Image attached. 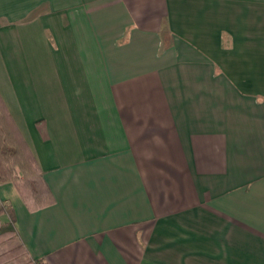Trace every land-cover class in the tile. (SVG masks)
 <instances>
[{
    "label": "crops",
    "instance_id": "0c3cea01",
    "mask_svg": "<svg viewBox=\"0 0 264 264\" xmlns=\"http://www.w3.org/2000/svg\"><path fill=\"white\" fill-rule=\"evenodd\" d=\"M0 97L31 258L264 264V0H0Z\"/></svg>",
    "mask_w": 264,
    "mask_h": 264
},
{
    "label": "trees",
    "instance_id": "16d2710c",
    "mask_svg": "<svg viewBox=\"0 0 264 264\" xmlns=\"http://www.w3.org/2000/svg\"><path fill=\"white\" fill-rule=\"evenodd\" d=\"M11 182L25 189L27 202L43 207L52 198L42 185V172L0 97V184ZM3 216L5 219H3ZM0 264H44L33 259L15 228L14 212L0 203Z\"/></svg>",
    "mask_w": 264,
    "mask_h": 264
}]
</instances>
